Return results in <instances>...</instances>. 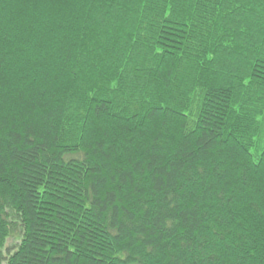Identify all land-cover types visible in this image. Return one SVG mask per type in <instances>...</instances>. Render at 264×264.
Masks as SVG:
<instances>
[{
  "label": "trees",
  "instance_id": "1",
  "mask_svg": "<svg viewBox=\"0 0 264 264\" xmlns=\"http://www.w3.org/2000/svg\"><path fill=\"white\" fill-rule=\"evenodd\" d=\"M0 264H264V0H0Z\"/></svg>",
  "mask_w": 264,
  "mask_h": 264
}]
</instances>
